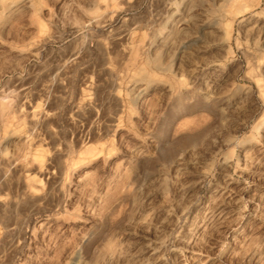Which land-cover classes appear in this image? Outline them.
<instances>
[{"label": "rangeland", "instance_id": "374dc122", "mask_svg": "<svg viewBox=\"0 0 264 264\" xmlns=\"http://www.w3.org/2000/svg\"><path fill=\"white\" fill-rule=\"evenodd\" d=\"M0 264H264V0H0Z\"/></svg>", "mask_w": 264, "mask_h": 264}]
</instances>
